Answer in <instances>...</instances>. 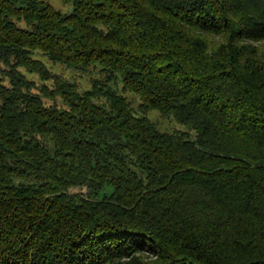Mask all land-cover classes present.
<instances>
[{"label": "trees", "instance_id": "16d2710c", "mask_svg": "<svg viewBox=\"0 0 264 264\" xmlns=\"http://www.w3.org/2000/svg\"><path fill=\"white\" fill-rule=\"evenodd\" d=\"M61 1L0 0V264H264V0Z\"/></svg>", "mask_w": 264, "mask_h": 264}, {"label": "rangeland", "instance_id": "374dc122", "mask_svg": "<svg viewBox=\"0 0 264 264\" xmlns=\"http://www.w3.org/2000/svg\"><path fill=\"white\" fill-rule=\"evenodd\" d=\"M50 2V4L55 8L60 10L61 12L64 13H69L72 11V7L70 4L64 3L61 0H48ZM45 62H47V59H44ZM53 72H56L66 78L69 77L70 80H73L75 82L78 83L79 87L81 89H90L91 88V81L93 79H96L98 76V71L97 70H90L88 73H79V72H75V71H71V70H67L62 66H55L52 70ZM31 79H34L35 81H37V85L41 86L42 83L39 81L37 76H30ZM133 104L136 106L138 104V99L134 96H130ZM48 104H53L52 100H45ZM101 101H105V99H102ZM57 103L60 105L61 103L59 102V100H57ZM150 118L151 120H153L154 122H156L159 126V128L161 130L164 131H176V130H185V128L181 127L180 125L176 124L174 121L172 120H168V119H163L161 118L157 112H152L150 113ZM85 189H72L71 192L72 193H79V192H85Z\"/></svg>", "mask_w": 264, "mask_h": 264}]
</instances>
